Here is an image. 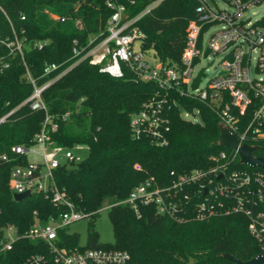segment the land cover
Masks as SVG:
<instances>
[{
  "label": "trees",
  "instance_id": "trees-1",
  "mask_svg": "<svg viewBox=\"0 0 264 264\" xmlns=\"http://www.w3.org/2000/svg\"><path fill=\"white\" fill-rule=\"evenodd\" d=\"M108 1L0 0V117L11 113L0 124V154L14 157L13 146L33 145L45 119L44 111L23 105L34 91L28 74L38 87L55 80L42 93L47 112L59 124L51 138L58 145H80L86 151L77 163L58 168L55 181L78 210L90 214L87 244L80 246L78 235L61 230L57 240L60 246L124 250L130 255L128 264H233L222 257L225 253L249 261L261 249L248 229L249 219L242 214L204 221L188 215L187 221L179 223L157 215L154 207H144L137 218L127 206H112L151 177L167 185L174 179L171 172L208 169L213 165L212 155L229 149L217 144L220 121L216 113L205 104L185 98H177L179 105L189 112L198 111L199 122L182 118L180 108L174 106L166 145H156L147 136L137 139L130 129L131 114L157 92L154 83L138 81L128 70L122 77L110 76L88 59L67 70L77 60L72 58L74 41L83 56L89 41L105 31L112 14ZM155 2L157 5L135 23L144 34L141 48L148 57L179 63L186 28L195 18L199 2L116 0L126 7L128 18L136 17ZM15 41L21 44L22 52L12 51L7 45ZM51 64L58 69L43 74ZM262 148L260 145V155H264ZM16 163L15 160L0 165V239L7 225L14 226L19 235L13 249L0 255V264H24L34 255L44 256L46 260L41 264H55L44 242H32L23 235L36 216L46 223L63 208H56L44 194L34 193L21 202L15 201L9 180ZM231 169L264 173L238 161ZM105 204L112 206L111 245H102L94 229V218ZM257 211L264 212V202Z\"/></svg>",
  "mask_w": 264,
  "mask_h": 264
},
{
  "label": "built area",
  "instance_id": "built-area-1",
  "mask_svg": "<svg viewBox=\"0 0 264 264\" xmlns=\"http://www.w3.org/2000/svg\"><path fill=\"white\" fill-rule=\"evenodd\" d=\"M198 2L196 16L186 28V43L179 63L169 64L148 57L141 48L144 34L135 23L158 2L136 17L128 18L126 7L117 4L116 0H110L107 6L112 9V14L105 31L89 41V49L83 56L74 41L72 58L77 60L67 70L88 59L91 65L100 66V71L110 76L122 77L124 71L128 70L136 80L154 83L157 92L131 114L130 129L137 139L147 136L156 145H166L170 133V111L174 106L180 108L181 116L186 120L188 116L199 115L198 111L189 112L179 105L177 98H185L211 108L220 123L237 136L240 145L258 146L254 155L264 158V155L258 154L260 145H263L264 154V78L258 77L264 74V14L256 19L247 15L251 7L264 2ZM218 2L223 3L224 7H219ZM7 45L12 51L22 52L18 41ZM210 56L220 58L221 68L204 88H200L207 68L199 69L198 66ZM57 69L56 64L48 65L43 74L49 75ZM200 71H203L201 80L193 89ZM28 79L34 91L23 105H28L33 111H44L45 119L33 145L13 146L11 153L14 157L8 153L0 154V165L17 161L9 180L13 194L26 191L32 195L44 194L56 208L63 210L57 216H51L46 223L36 216L23 238L44 242L55 264H128L130 255L124 250L73 249L58 244L59 231L90 216L78 210L59 190L54 176L61 166L80 161L75 151H82L85 147L78 145L67 148L53 142L51 134L57 131L59 124L47 112L42 93L55 80L38 87L29 74ZM10 114L0 117V124ZM67 116L64 115L63 119ZM226 149L229 150L211 156L213 165L210 168L194 169L183 174L171 172L174 179L167 185H161L151 177L134 187L127 198L112 206H127L137 218L141 217L144 207H154L157 215L168 216L179 223L187 221L188 215L204 221L232 213L242 214L249 219L248 229L260 244L259 254L264 256V212L257 211L259 204L264 202V173L231 169V165L235 161L239 163L240 158L236 150ZM18 239L17 229L7 225L0 239V255L11 251ZM44 260L43 255H34L24 264H41Z\"/></svg>",
  "mask_w": 264,
  "mask_h": 264
},
{
  "label": "rangeland",
  "instance_id": "rangeland-1",
  "mask_svg": "<svg viewBox=\"0 0 264 264\" xmlns=\"http://www.w3.org/2000/svg\"><path fill=\"white\" fill-rule=\"evenodd\" d=\"M219 7H224L223 3L218 2ZM264 14V3L259 5H255L250 8L247 12V15L250 16L252 19L259 18ZM220 58L210 56L209 59H203V61L198 66L199 69L207 68L206 74L202 79V83L200 88H204L206 84L214 78L217 73L219 72L221 65H220ZM260 78H264V74L258 75ZM188 120L193 121H200V117L198 114L195 116H188ZM75 153L80 156H86V151H75ZM110 205L105 204L102 209L99 210L98 214L94 218V229L99 234V241L102 245H111L114 244V231L113 225L109 218V208ZM90 223L89 218H83L77 222L72 223L71 225L67 226L65 229L66 232L70 234H76L79 236V243L80 246H85L88 240V226Z\"/></svg>",
  "mask_w": 264,
  "mask_h": 264
},
{
  "label": "water",
  "instance_id": "water-1",
  "mask_svg": "<svg viewBox=\"0 0 264 264\" xmlns=\"http://www.w3.org/2000/svg\"><path fill=\"white\" fill-rule=\"evenodd\" d=\"M203 71H200L198 77L195 79L193 83V89H195L200 80ZM217 144L221 147L232 148L238 152L239 155V164L246 165L250 168H260L264 170V158L256 157L254 154L258 150V146H250L248 144H239V140L237 136L230 131V129L224 124H219V138ZM32 194L30 191H26L24 193L14 194V200L17 202H21L22 200L31 197ZM223 258L230 261L233 264H264V256L258 254L253 257L249 261H242L239 258H235L233 255L225 253L222 255Z\"/></svg>",
  "mask_w": 264,
  "mask_h": 264
}]
</instances>
